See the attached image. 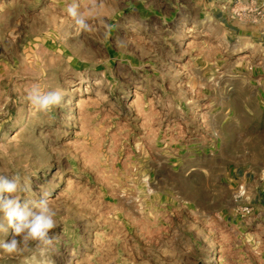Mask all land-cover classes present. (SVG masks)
Wrapping results in <instances>:
<instances>
[{
    "label": "rangeland",
    "instance_id": "1",
    "mask_svg": "<svg viewBox=\"0 0 264 264\" xmlns=\"http://www.w3.org/2000/svg\"><path fill=\"white\" fill-rule=\"evenodd\" d=\"M224 1L95 0L78 32L74 0H0V173L51 194L55 264H264V14Z\"/></svg>",
    "mask_w": 264,
    "mask_h": 264
},
{
    "label": "clouds",
    "instance_id": "2",
    "mask_svg": "<svg viewBox=\"0 0 264 264\" xmlns=\"http://www.w3.org/2000/svg\"><path fill=\"white\" fill-rule=\"evenodd\" d=\"M98 13L95 0L83 12L75 0L66 6V14L78 32H91L87 21ZM26 99L33 114H49L63 101L59 92L44 91L38 85L28 88ZM40 191L42 196L36 198L30 183L26 186L19 175L0 173V259L21 258V264H55L52 257L60 238L50 232L58 226L57 212L50 203L51 194L42 188ZM25 192L32 195L25 196ZM9 235L11 238L5 239Z\"/></svg>",
    "mask_w": 264,
    "mask_h": 264
},
{
    "label": "built area",
    "instance_id": "3",
    "mask_svg": "<svg viewBox=\"0 0 264 264\" xmlns=\"http://www.w3.org/2000/svg\"><path fill=\"white\" fill-rule=\"evenodd\" d=\"M221 1V0H219ZM262 2H259V5L248 7L244 3V0H225L224 2H227L229 4H233L232 8L227 11V15L231 18H238L241 19L246 15L250 16V12L254 11L256 14H264V0H261ZM264 190V189H263ZM243 211L248 212L249 209L247 207H243Z\"/></svg>",
    "mask_w": 264,
    "mask_h": 264
},
{
    "label": "crops",
    "instance_id": "4",
    "mask_svg": "<svg viewBox=\"0 0 264 264\" xmlns=\"http://www.w3.org/2000/svg\"><path fill=\"white\" fill-rule=\"evenodd\" d=\"M217 1V0H216ZM245 1V0H244ZM257 1V0H256ZM255 1V2H256ZM262 2V1H261ZM215 16H216V18H222V20H228V19H230V17L227 15V12L225 11V10H221V9H218L217 11H215L214 13H213ZM239 28V30H238V32L239 33H241L243 30H242V28L241 27H238ZM259 34L260 35H264V28H261L260 30H259Z\"/></svg>",
    "mask_w": 264,
    "mask_h": 264
}]
</instances>
